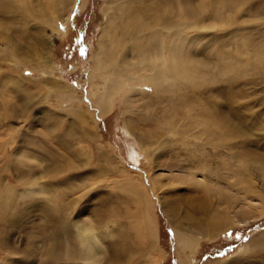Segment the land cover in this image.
<instances>
[{
    "label": "rangeland",
    "instance_id": "374dc122",
    "mask_svg": "<svg viewBox=\"0 0 264 264\" xmlns=\"http://www.w3.org/2000/svg\"><path fill=\"white\" fill-rule=\"evenodd\" d=\"M45 1L0 0V264H179L171 218L187 222V206L228 218L211 238L194 236L197 245L182 255L187 264H264V0H240L237 25L222 20L231 12L221 14L223 25L215 13L208 33L196 28L178 39L179 56L217 63L223 48L230 64L228 52L251 61L241 71L251 76L189 93L130 80L104 88L92 79L91 55L112 0H75L70 14L71 1L51 10L53 0ZM192 2L197 10L202 0ZM26 3H37L36 12ZM20 46L28 53L18 54ZM211 88L243 131L222 146L204 144L205 120L191 122L199 107L214 105L201 99ZM171 206L179 214L164 212ZM138 213L154 228L153 250L133 221ZM63 228L92 231V263L47 256Z\"/></svg>",
    "mask_w": 264,
    "mask_h": 264
},
{
    "label": "bare ground",
    "instance_id": "6f19581e",
    "mask_svg": "<svg viewBox=\"0 0 264 264\" xmlns=\"http://www.w3.org/2000/svg\"><path fill=\"white\" fill-rule=\"evenodd\" d=\"M39 1L45 7V2L47 3V1ZM66 1L72 2L68 6L71 7L70 10L68 9L69 14L72 11H76L74 6L75 0ZM215 2L217 0H202L199 8L197 7L198 9L195 10L192 0H112L111 5L114 4L115 8L112 10L109 20L105 22V26L100 29L98 35L100 41L97 44L96 50L91 55L93 66L91 67L92 71L90 73H93L92 79L97 77L99 80H103L105 83L104 88L106 89L115 88L123 80H130L133 85L145 84L162 90L172 86L175 89L174 92H178V89L189 93L196 90L200 91V88L208 84L217 83V81H223L224 79L235 81L240 76H251L253 73H241V71L244 72L246 70V66H249L247 64L250 63L251 66V61L243 58L240 52H228V58L235 65L226 61L223 48L220 52H217L222 57V59H218L217 63L211 60L204 61L202 58H196L192 56V53L179 56L177 52L178 48L176 43L178 39H184L186 37H184V34H188L191 29L204 28L202 33H208L210 29L217 26V22L214 19L216 22L215 26L213 23H209L213 21L212 18L215 13L218 15L220 22L223 20L224 23L233 22L237 25L236 20L240 6L238 7L236 4L241 3L240 0H234V2L220 0L218 4ZM58 3L61 5L64 3V0L49 1V5H47L51 10ZM111 5L108 7H111ZM25 6H27L28 10L30 9V12H36L37 3H34L33 6L32 3H26ZM225 12L231 13H226L221 20V14ZM221 25H223V22ZM256 49L255 58L252 60L254 64L259 61L263 54V49L259 48V45ZM16 51L20 55L28 53L27 51L24 52L21 46L17 47ZM53 87L57 86L53 85ZM204 93L205 95L201 96V99L204 98L202 99L203 102H206V104L211 102L214 105L209 106L210 104H208V107L205 109L199 107L196 114L191 115V122L193 124H196L197 118L207 121H204L205 126L202 129L203 134L205 133L207 135L202 137H206L207 139L204 144L222 146L225 141L240 138L243 134L241 126L229 119L232 115L228 118L226 116L227 114L223 112V106L225 104L218 97V93H222L219 88H211ZM197 102L199 105H203L200 99ZM235 111L237 116L239 112L237 110ZM199 126L202 127L201 125ZM189 127H191L190 123L182 133L188 136L189 133L187 131L191 132V128L189 129ZM199 132L201 131L199 130ZM130 191L134 194L137 202L141 200L145 202L146 198L142 189ZM187 209V222L181 221L182 219L171 218L174 223L172 224L178 228L175 231V237L177 240L179 264H187L188 257L182 255L185 250L193 251L197 245L195 235L201 237L198 234L202 233V236L211 238L214 232L222 228L228 221V218L219 219V221L213 217V219L206 218L207 215L205 212L207 209L201 208L200 206H187ZM173 210H175V206L165 208L164 212L167 215L179 214V211ZM133 221L140 228V232H144L146 237L150 239L149 249L153 250L155 248L153 243V237L155 235L154 228L149 219L143 213H138ZM180 229L184 230L182 231ZM59 231L55 230L56 233L51 235L49 240L50 246L46 253L49 258L52 257L55 260L59 258L66 260L74 259L76 261L84 259V261H90L92 263L96 255V249L92 244L95 241V235L90 229L85 230L81 228L76 233L66 228L60 229ZM60 238L62 240L65 239L68 243L66 244L67 246L64 245L65 247H62L60 245ZM73 239L76 240V243ZM254 240L252 239L249 242L251 247L254 246ZM127 249L126 244L122 247L120 245L118 246V251ZM77 263L80 264L81 262L77 261ZM95 263L97 262L95 261ZM216 264H222V261Z\"/></svg>",
    "mask_w": 264,
    "mask_h": 264
},
{
    "label": "snow or ice",
    "instance_id": "6c2138e0",
    "mask_svg": "<svg viewBox=\"0 0 264 264\" xmlns=\"http://www.w3.org/2000/svg\"><path fill=\"white\" fill-rule=\"evenodd\" d=\"M63 27V26H61ZM238 31H242V32H253L255 31V28H243V29H239ZM261 31H264V29H261ZM83 54V53H81ZM87 176L93 175L94 173L92 172H86Z\"/></svg>",
    "mask_w": 264,
    "mask_h": 264
}]
</instances>
